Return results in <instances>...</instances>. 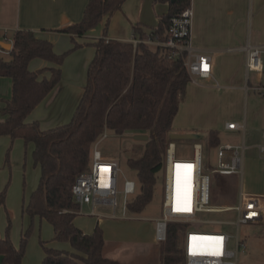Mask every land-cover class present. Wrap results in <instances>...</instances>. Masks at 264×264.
Instances as JSON below:
<instances>
[{"label": "trees", "instance_id": "16d2710c", "mask_svg": "<svg viewBox=\"0 0 264 264\" xmlns=\"http://www.w3.org/2000/svg\"><path fill=\"white\" fill-rule=\"evenodd\" d=\"M125 1L89 0L81 21L58 32L82 37L103 18L118 12ZM158 1L167 4L168 10L148 33L162 39L171 20L190 9L191 0ZM106 29L107 24L104 34ZM132 30L133 39L144 40L147 36L138 25ZM71 40L72 49L57 55L50 42L38 39L32 32L17 31L12 35L9 59L0 57V78L10 79L12 86L10 99L0 109V115L5 118L0 122V137L21 139L25 146H33L32 160L39 168L40 177L22 212L30 219L46 221L53 229V239L67 243L73 250H57L42 243L41 264H123L105 257V242L99 226L91 234L75 227L74 219L80 207L71 192L72 185L78 174L88 170L92 146L106 131L115 136L146 133L141 154L126 160L138 183V192L127 204L126 211L140 215L153 199L157 175L162 171L165 150L173 134L172 123L190 79L183 57L168 59L159 49L143 43L134 46L130 42L99 39L92 44L95 54L71 120L42 131L37 122L25 120L59 85L60 67L68 54L80 47ZM34 59L54 65L46 69L48 78L39 79L41 71H29L28 64ZM203 140L207 148L220 146L216 131H208ZM3 201L2 192L0 204ZM188 229L189 225L184 223L167 224L165 241L160 244L159 264H185L183 240ZM29 235L30 229L21 235L18 248L7 234L0 237L3 264L22 263Z\"/></svg>", "mask_w": 264, "mask_h": 264}, {"label": "crops", "instance_id": "0c3cea01", "mask_svg": "<svg viewBox=\"0 0 264 264\" xmlns=\"http://www.w3.org/2000/svg\"><path fill=\"white\" fill-rule=\"evenodd\" d=\"M88 2L89 0H0V37L6 36L11 40L15 32L29 31L38 39L50 42L57 55L72 49L71 38L80 46L68 54L60 67L59 85L25 120L27 123L37 122L42 131L64 125L71 120L86 83L88 65L95 54L92 45L94 42L99 39L131 42L135 25L149 35L148 32L157 26L159 17L168 10V5L158 0H126L118 12L103 18L98 27L82 37L59 33L58 30L81 21ZM190 13L191 53L210 58L211 74L209 78L190 80L184 101L172 123L173 134L202 136L208 131H216L219 139L222 137L220 145H243L244 185L236 193V202L240 192L246 195H264V154H260L257 149L262 143L264 132V97L254 91L259 84L264 85V73H252L251 81L246 77L244 68L245 48L264 46V0H191ZM99 26L102 28L101 32ZM53 67L52 63L41 59L31 60L28 64L29 71L42 72L39 79L48 78L46 69ZM11 87L10 79L0 78V109L10 99ZM4 120L0 115V122ZM227 122L244 123V132L226 130ZM2 137L0 146L3 149L8 140ZM21 142L23 143L21 139H16L15 143ZM17 148H20L18 144ZM25 150L31 152L33 167L39 171L32 160L33 146L27 145ZM25 166L24 163V168ZM226 177H232L230 180L236 186L238 176ZM84 206L89 208L90 216L101 219L95 226H100L103 233L105 257L123 264H135L136 259L146 258L158 246L154 238V220L159 216L150 218L149 236L144 241H125L120 227L103 224L102 218L110 221L113 218L96 213L95 208L92 209L89 205ZM22 210L23 206L21 213L27 216ZM75 220L76 218L75 227L84 234L93 232L94 225L83 228ZM241 229L243 233L240 238L245 250L239 254L238 264H264V222L260 225L243 226ZM53 238L52 229L50 237L43 244L56 249ZM64 245L63 251H73L71 248L67 249L70 247L68 244Z\"/></svg>", "mask_w": 264, "mask_h": 264}, {"label": "built area", "instance_id": "2783aa9c", "mask_svg": "<svg viewBox=\"0 0 264 264\" xmlns=\"http://www.w3.org/2000/svg\"><path fill=\"white\" fill-rule=\"evenodd\" d=\"M190 9L171 20V25L162 39L149 34L144 40L133 39L134 46L143 43L153 49H159L168 59L183 57L185 69L190 80L209 78L211 74L210 58L191 52ZM1 41L12 46V39L0 37ZM5 51L0 47V54ZM244 68L246 77L249 73H264V46H247L245 48ZM254 91L264 97V85L259 84ZM226 130H241L244 123L227 122ZM106 138L104 133L93 145L90 165L87 171L78 174L71 192L81 208L89 205L93 208L108 207L112 209L110 218L127 219L126 206L129 197L135 196V183L127 181L123 186L121 215H116L118 208V173L119 166L115 160H106L97 150L99 143ZM192 157L181 159L176 152V143L170 141L165 150L162 166V205L161 215L154 220V238L160 244L165 241L168 223H184L189 229L183 240L185 264H238V257L245 250L239 235L242 226L260 225L264 222V195H246L239 193L237 204L233 207H214L210 204L211 177L242 176L244 146L229 144L216 149V166L210 172H204L202 156L204 146L201 142H192ZM258 152L264 154V132ZM181 189H178L180 188ZM234 212L236 219L228 223L235 229L234 235L228 233H205L191 228L198 223V214ZM95 215V214H92Z\"/></svg>", "mask_w": 264, "mask_h": 264}, {"label": "rangeland", "instance_id": "374dc122", "mask_svg": "<svg viewBox=\"0 0 264 264\" xmlns=\"http://www.w3.org/2000/svg\"><path fill=\"white\" fill-rule=\"evenodd\" d=\"M99 28L101 32L102 28L100 26ZM8 53V50H5L4 53L0 54V57L8 60ZM248 78L252 81L253 74L249 73ZM105 134L106 138L99 143L97 150L101 153L102 157L114 159L118 163V208L116 209V215L120 216L122 212L121 203L124 197V183L127 181L134 182L135 193L138 192L135 172L128 169L126 160L128 158H136L141 154L142 145L147 140V134L127 133L122 136H115L109 131H106ZM204 136H201V143L204 146L202 164L204 172H210L216 166V149L206 147L203 140ZM2 138H6L8 143L3 149V146H0V193H4L3 204H0V237H4L7 234L14 247L18 248L21 235L30 229V235L26 243L25 254L21 264H41L43 260L41 244L50 237L52 229L45 221H40L37 218L30 219L29 216H23L21 213L22 206L26 205L32 191H35L38 187L39 171L33 167L31 152L25 150L24 143H17L20 146L18 149L15 143L16 139L11 140L5 136ZM220 139L222 140V137ZM191 145V141H177L176 152L178 157L181 159H190L192 157ZM24 163L26 165L25 168ZM231 178L221 177L218 174L212 175L210 187V204L212 206L233 207L237 204L235 196L237 191L239 192L240 186L242 188L244 185V169L242 176H238L236 186L233 180H230ZM162 184V173H159L157 175L153 199L140 215H130L127 213L126 216L130 219L127 218L126 220L111 219L110 221L103 220L102 218V221H104L103 224L108 223L117 228L120 227L123 232L122 239L125 241H144L149 236L150 218L161 215ZM131 198L133 196L129 197V199ZM87 208V206L80 208V215L75 217V223H80L83 228L87 226L91 227L92 225L95 227L96 222L101 219L90 216L91 214L88 213L89 208L88 211L86 210ZM95 212L106 216L112 215V209L108 207L95 208ZM235 219L234 212L198 214L195 219L198 223L193 224L191 228L195 231L205 233H228L234 235L235 229L228 223L234 222ZM241 228L239 229V235L243 233ZM111 232L113 231L111 230ZM64 244L67 243L56 241V249H65L63 248L65 246ZM70 248L67 247L68 250H71ZM134 262L135 264H159L160 245L158 244L157 247L151 250L146 258L136 259ZM0 264H2L1 259Z\"/></svg>", "mask_w": 264, "mask_h": 264}, {"label": "water", "instance_id": "95a60500", "mask_svg": "<svg viewBox=\"0 0 264 264\" xmlns=\"http://www.w3.org/2000/svg\"><path fill=\"white\" fill-rule=\"evenodd\" d=\"M0 47L3 50L10 51L12 49V46L10 44H6L3 42H0ZM171 141H191V142H201L202 137L197 134H172L170 136Z\"/></svg>", "mask_w": 264, "mask_h": 264}, {"label": "bare ground", "instance_id": "6f19581e", "mask_svg": "<svg viewBox=\"0 0 264 264\" xmlns=\"http://www.w3.org/2000/svg\"><path fill=\"white\" fill-rule=\"evenodd\" d=\"M178 189H181V187H180V188H178Z\"/></svg>", "mask_w": 264, "mask_h": 264}]
</instances>
